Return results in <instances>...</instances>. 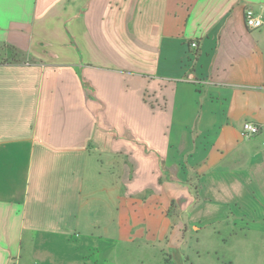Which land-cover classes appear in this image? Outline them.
<instances>
[{"label":"crops","instance_id":"1","mask_svg":"<svg viewBox=\"0 0 264 264\" xmlns=\"http://www.w3.org/2000/svg\"><path fill=\"white\" fill-rule=\"evenodd\" d=\"M247 9L264 22V0H0V44L26 54L0 65V264H88L95 227L128 264H155V249L171 264L252 257L245 238L264 237V23L246 28ZM69 20L81 46L61 62L46 41L67 46ZM244 122L258 134L242 137ZM100 164L108 181L89 198H112L101 223L83 201Z\"/></svg>","mask_w":264,"mask_h":264},{"label":"rangeland","instance_id":"2","mask_svg":"<svg viewBox=\"0 0 264 264\" xmlns=\"http://www.w3.org/2000/svg\"><path fill=\"white\" fill-rule=\"evenodd\" d=\"M66 26L63 30L64 34V38L63 41H65L67 44V46L59 49V45L57 43V40L49 38L48 41L46 42H50V40H53L52 43H54V47L52 48V50H59V59L61 62H65L68 60H73L74 58H76V55L79 53L80 51V46H81V42H79L77 39L76 41L78 43H75V47L72 48L71 47V42L74 41V38L72 40V31L75 33L77 32V29L79 27V25L81 26V20H72V21H67L65 22ZM76 37H78V39L82 40V35L80 32H78L77 34H75ZM47 47V46H46ZM47 49H50L47 47ZM0 55L4 56L3 58H8L10 53H7V51L5 50H1L0 48ZM80 58L83 57V54H79ZM24 59H26V54L23 51H19L17 52V55H15L13 57V60L15 61H19V63H21ZM99 173H100V177L95 178L94 174L92 173L91 176H88L85 178V182L86 185L84 187V193H83V201H87L89 200V204L92 207L91 211L88 210V214L90 217L89 220H98L100 219L101 223L105 218H107L106 216L109 215L110 211H109V205L111 204V200L109 197V202H107L106 207L103 208L102 205V200L106 197L104 194H100L98 192H96V194L94 195L93 199L91 200L89 198V193L92 189V184H93V189H101V183H106L108 181V176H107V166L105 164H100L99 165ZM97 180V183L94 185V180ZM87 205L84 207V209L87 208ZM84 209H82L81 215H80V219L81 220H87L86 219V213H84ZM100 209H103V211H99ZM95 223V221L93 222ZM94 227V226H93ZM92 227V228H93ZM95 238H91L89 240H85L82 242H89V246L93 249L92 251L87 250L86 252L88 253L86 256L85 261L88 262V264H128L127 262L121 260V253H120V245H114L112 243L108 244L107 246L105 245L106 241H104V238L98 237L99 235V229L95 227ZM217 240L220 241V236L217 237ZM232 242H234V240H232ZM85 244V243H84ZM236 245V244H235ZM243 245L245 247V253L247 254V256H252V257H243L241 255H239L238 258H234L231 259L232 264H264V237H255V238H245ZM106 246V247H105ZM236 250L239 248L237 246H235ZM137 250V249H135ZM140 251V250H139ZM24 252H26V248H22V256H24ZM106 252H109V258H107V260L104 259V256H106ZM141 254L143 253V251H140ZM145 252V251H144ZM153 256V263L155 264H164V258L166 257V250H150L149 251ZM171 254V253H170ZM159 255V256H158ZM192 255V254H191ZM193 257V255H192ZM153 258V257H152ZM206 258L201 256L198 261L202 262V264H228L226 263V258H222L219 255L218 256H214L213 258ZM52 263H56V264H61L60 261H56V262H50V264ZM16 264V263H14ZM32 264H41V263H37L36 261H34V263ZM187 264H190V262H188Z\"/></svg>","mask_w":264,"mask_h":264},{"label":"built area","instance_id":"3","mask_svg":"<svg viewBox=\"0 0 264 264\" xmlns=\"http://www.w3.org/2000/svg\"><path fill=\"white\" fill-rule=\"evenodd\" d=\"M244 23L248 29H258L263 26V19L255 14L251 9H247L244 13ZM192 47H195L196 44L192 43ZM259 132L258 127L251 122H244L240 129V134L244 138H248L254 135H257Z\"/></svg>","mask_w":264,"mask_h":264},{"label":"trees","instance_id":"4","mask_svg":"<svg viewBox=\"0 0 264 264\" xmlns=\"http://www.w3.org/2000/svg\"><path fill=\"white\" fill-rule=\"evenodd\" d=\"M1 50H6L7 53H10L8 58H3L4 56L0 55V65H10V64H18L19 61L13 60V57L17 55V52L21 51L17 49L16 47L9 45V44H0ZM171 217H175L176 215V207L174 206V203L171 204L169 212ZM164 264H171L170 256L167 254L164 258Z\"/></svg>","mask_w":264,"mask_h":264}]
</instances>
